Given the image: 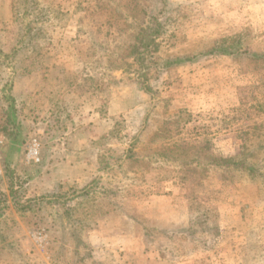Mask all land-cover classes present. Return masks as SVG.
<instances>
[{"label":"rangeland","instance_id":"rangeland-1","mask_svg":"<svg viewBox=\"0 0 264 264\" xmlns=\"http://www.w3.org/2000/svg\"><path fill=\"white\" fill-rule=\"evenodd\" d=\"M0 264H264V0H0Z\"/></svg>","mask_w":264,"mask_h":264},{"label":"trees","instance_id":"trees-1","mask_svg":"<svg viewBox=\"0 0 264 264\" xmlns=\"http://www.w3.org/2000/svg\"><path fill=\"white\" fill-rule=\"evenodd\" d=\"M153 20V19H152ZM157 25V27H155ZM156 25L154 24V27H145L144 31L143 32H147V31H150V29L154 28V31H160L161 30V27L158 23H156ZM158 33V32H157ZM160 33V32H159ZM138 39V43L135 44V46H133V49L136 51L137 54H141V51H143L142 49H144L145 51L148 50L150 47H151V43H152V40H146V37L143 38L144 40H142L141 38H136ZM141 50V51H140ZM225 54V52L223 53ZM192 61L191 58H187L186 60L184 61H181V59L177 60V62L175 63V65H179L181 62H190ZM209 164L210 165H216L218 167H222V168H232V169H247L243 163H240V162H234V160L232 159H224V158H212L210 161H209ZM252 165H249V167H251ZM251 169V168H250ZM248 170V169H247ZM249 172V177L252 179L253 178V174L254 172L252 170H248ZM258 173H260V170H258Z\"/></svg>","mask_w":264,"mask_h":264},{"label":"built area","instance_id":"built-area-1","mask_svg":"<svg viewBox=\"0 0 264 264\" xmlns=\"http://www.w3.org/2000/svg\"><path fill=\"white\" fill-rule=\"evenodd\" d=\"M28 159L33 162L40 161L39 150L36 141H34V143L31 145V147L28 150Z\"/></svg>","mask_w":264,"mask_h":264}]
</instances>
